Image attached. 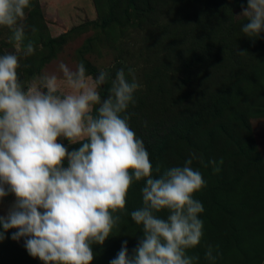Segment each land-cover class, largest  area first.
Here are the masks:
<instances>
[{
	"label": "rangeland",
	"instance_id": "1",
	"mask_svg": "<svg viewBox=\"0 0 264 264\" xmlns=\"http://www.w3.org/2000/svg\"><path fill=\"white\" fill-rule=\"evenodd\" d=\"M246 7L247 0H31L21 21L25 43L35 45L33 55L20 56L22 84L59 75L60 62H83L93 77L108 73L105 96L118 70L129 82L133 70L139 88L127 111L153 175L192 158L206 182L194 194L204 209V235L189 251L199 255L196 264H213L204 258L209 245L218 253L214 264H264V33H242L247 18L238 15ZM10 35L0 28V55L15 51ZM59 142L69 152L80 147ZM143 183L134 181L126 208L114 213L121 219L112 236L93 245L91 264H110L124 241L132 255L142 228L131 212L142 207ZM14 200L3 198L0 216ZM14 231L0 241V264H43L24 238L11 239Z\"/></svg>",
	"mask_w": 264,
	"mask_h": 264
},
{
	"label": "clouds",
	"instance_id": "2",
	"mask_svg": "<svg viewBox=\"0 0 264 264\" xmlns=\"http://www.w3.org/2000/svg\"><path fill=\"white\" fill-rule=\"evenodd\" d=\"M30 7L31 0H0V28L10 31L15 49L0 55V203L15 197L0 216V241L15 229L11 239L24 238L27 253L43 264H91L93 245L112 236L121 219L114 213L126 208L134 181H144L142 207L131 212L142 237L132 255L124 241L110 264H196L199 255L189 251L204 235V209L194 194L206 182L193 159L153 175L127 111L139 88L132 69L131 82L118 70L105 96L100 88L108 73L93 77L83 62L74 68L60 62L59 75L44 72L22 84L20 56L35 52L21 23ZM238 16L247 18L241 29L246 37L261 38L264 0H247ZM60 140L80 147L69 152ZM209 163L220 171L215 160ZM217 255L209 245L204 258L214 264Z\"/></svg>",
	"mask_w": 264,
	"mask_h": 264
},
{
	"label": "trees",
	"instance_id": "3",
	"mask_svg": "<svg viewBox=\"0 0 264 264\" xmlns=\"http://www.w3.org/2000/svg\"><path fill=\"white\" fill-rule=\"evenodd\" d=\"M100 89H101V91H104V90H103L104 88L101 87ZM12 197H14V196H13V195H9V196H7L6 198H7V200H9V199H11Z\"/></svg>",
	"mask_w": 264,
	"mask_h": 264
},
{
	"label": "water",
	"instance_id": "4",
	"mask_svg": "<svg viewBox=\"0 0 264 264\" xmlns=\"http://www.w3.org/2000/svg\"><path fill=\"white\" fill-rule=\"evenodd\" d=\"M97 75H98V74H97ZM97 75H96V76H97ZM101 87L104 88V85H102Z\"/></svg>",
	"mask_w": 264,
	"mask_h": 264
}]
</instances>
